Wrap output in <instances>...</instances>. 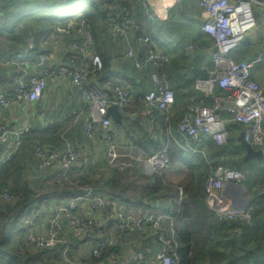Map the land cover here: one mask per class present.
I'll use <instances>...</instances> for the list:
<instances>
[{
    "label": "built area",
    "instance_id": "1",
    "mask_svg": "<svg viewBox=\"0 0 264 264\" xmlns=\"http://www.w3.org/2000/svg\"><path fill=\"white\" fill-rule=\"evenodd\" d=\"M6 0H0V8ZM261 7L264 3L258 0H201V16L203 20L202 31L211 39L212 63L214 70L209 72L207 79L196 77L195 89L204 96L192 97L189 108L176 124L172 116L167 114L176 103L175 91L162 80L158 73L151 76L152 89L145 95L146 106L166 112L164 123L167 126L168 138L178 134L182 141L177 146L188 155L207 154L208 141H213L219 147L226 146L231 137L229 123H238L245 127L244 139L255 149L264 151V85L252 77V70L258 63H264V51L252 61H240L233 57V52L246 40L247 33L256 25V16L252 3ZM109 9L120 10L114 2L106 4ZM146 9V5H144ZM147 10V9H146ZM146 16L154 20L147 10ZM121 22L116 24L119 34L127 37L134 34L140 45V52L135 53L129 49L127 56L132 59L137 68L148 65L154 68L170 61V57L160 53L150 36H139V26L134 14L128 9L120 10ZM264 27V19H263ZM77 29L83 33V42H74L72 56L67 62L53 68L48 65L49 56L40 54L36 59L29 60L30 50L34 48L33 40L29 42L28 49L18 53L7 60L0 59V68L12 66L17 70L13 77L1 80L0 75V118L3 113L12 107L18 108L23 104L33 106L43 100L49 84L59 81H70L77 88L82 100L81 113L89 112L85 134L90 141L97 139L98 128L100 135L101 159L109 165H115L120 159L132 157L143 173L152 175L163 172L169 165V145L171 140L159 151L145 155L140 150L137 154H122L114 136L111 133L113 120L107 115L108 108L116 104L118 109L126 115L133 99L130 88L120 82H105L102 84L97 73L103 69V61L99 55L90 57L93 45V36L86 27L85 21L81 25L70 19L64 26L57 25L53 38L71 33ZM189 50L199 49L198 45H190ZM79 54V55H78ZM75 55L76 57H73ZM78 59V60H77ZM216 88L224 94L215 95ZM206 97L212 101L208 104ZM228 111L230 119L225 117ZM127 116V115H126ZM33 129L31 123L10 126L0 119V143L11 142L12 148L3 159L7 163L11 156L22 146L25 136ZM64 148L55 147L35 149L41 168L49 169L50 178L57 185L71 184L77 177V165L88 164L89 152L80 153L78 148L67 138H63ZM136 155V156H134ZM246 176L242 170L224 164L210 165V174L205 180V203L209 210L214 211L222 219H240L249 224L253 220L256 204L249 201L245 211H242V200L238 195L228 199L223 190L230 184L244 185ZM92 188L86 189L83 195L64 200H51L44 202L41 207L35 205L29 208L24 218L19 222L17 238L32 249H50L61 255L64 264H84L81 259H74V247L61 238L63 226L72 223L77 226L78 232L85 231L82 239L92 245L95 258H101L103 252L113 244L111 239H102L100 236H91L90 228H109L121 236H130L135 233L154 235L158 243V250L153 257L148 258L144 252L135 247L130 253L135 264H182L178 253L182 243L178 236L175 218L170 213L159 212L160 205L142 206L135 210L128 208L127 204L111 196L94 194ZM184 191L179 189L178 203H182ZM0 201L11 204L16 197L8 190H0ZM90 210V214L87 213ZM84 215L85 219H82ZM92 218L90 219V216ZM82 225V227H80ZM81 239V238H80ZM79 239V241H80ZM81 239V240H82ZM108 264H120V259L109 257ZM124 264V262H121Z\"/></svg>",
    "mask_w": 264,
    "mask_h": 264
},
{
    "label": "crops",
    "instance_id": "2",
    "mask_svg": "<svg viewBox=\"0 0 264 264\" xmlns=\"http://www.w3.org/2000/svg\"><path fill=\"white\" fill-rule=\"evenodd\" d=\"M258 1L264 3V0ZM138 2L143 16L153 25L150 37L154 41L157 50L163 55L169 56L170 61L162 63L157 68L151 65L141 69L137 68L134 61L127 56L130 48L135 53L140 52L137 37L134 34H129L127 37L119 34L115 28L119 22H115L111 18L104 21L99 19V32L103 36L105 50L110 56L111 70L119 75L106 82H120L130 88L133 94V99L128 106L130 112L128 114L125 112L127 116L121 125L113 121L111 133L114 136L118 150L122 154H137L138 150H141L143 154L146 153L137 143L143 130L150 131L152 138L159 140L163 147L168 140H171L170 143H173L178 150L183 151L177 146L176 141H182L178 134H174L176 141L174 138H168L167 136V126L163 120L166 112L156 111L146 106L145 95L152 89V74L158 73L160 78L166 81L175 91L176 103L169 109L167 114L172 116V122L176 123L189 108L190 98L204 96L194 86L195 78L199 76L192 73L194 68L207 69L208 72L214 70L212 63L213 43L202 31L201 0H138ZM144 5H146V9L152 14L154 20H149L146 16L147 10ZM123 8L125 7L122 6L119 9L122 10ZM261 8L264 9V7ZM261 8L257 14L258 19L261 20V27L259 31H250V36L246 37L248 38L247 42L242 43L233 52L232 55L236 60L252 61L264 51V10ZM60 24L65 25V23ZM70 32L60 35L57 39L53 38V34L50 36L52 52L48 54V65L52 69L66 63L67 59L72 56L73 43L83 42L85 38L83 33L75 32V29ZM190 45H198L199 49L189 50ZM26 49L16 53H21ZM94 53L91 51L90 57ZM11 56L12 54L7 57ZM15 72L17 71L12 66L0 68V75L5 76L4 78L13 77L12 74ZM252 77L258 83L264 85V63L255 65L252 70ZM221 94H224V91L216 88L215 95ZM206 98L207 103L211 104L212 100L209 97ZM81 107L82 100L77 88L70 81H59L57 84H49L45 96L40 102L31 107L23 104L18 110L16 107H12L2 114L0 119L3 122L6 121L12 127L24 123H31L33 127L32 134L26 136L24 144L11 156V161H15L16 168L9 182L10 189L15 190L25 184L30 188L33 184L39 187L33 192H38L50 183L49 170L40 167L39 159L35 154V145L40 140L50 146L60 144L63 142L61 135L64 132L66 134L63 137L68 136L72 139L81 153L89 152L91 154L92 164L89 168L93 172V176L100 179L98 165H100L99 163L102 166L106 165L102 162L104 159H101L100 155L101 144L99 141L102 130L98 128L97 139L92 141L88 139L85 129L90 114L89 112L81 113ZM224 113L225 117L230 119L229 112L226 110ZM229 128L232 142L237 148L232 147L230 151L225 152L213 141H208L209 151L207 154L188 155L183 151L184 154L191 158L193 164L202 170L203 180L209 174L208 167L216 162L225 165L232 164L229 166L238 165L243 170L246 168L249 176L254 174L256 177L263 179L264 182V160L260 162L257 159H251L244 162L246 150L243 146L237 144V138L244 126L230 122ZM11 148L12 144L8 140L0 143V170L6 164H3V159ZM130 158L132 161L133 158ZM126 159L124 158V162L128 161ZM133 162L136 164L135 160ZM95 164L98 168H94ZM108 172L109 170H107ZM172 178L177 179L179 175H174ZM244 187L246 189L247 186L244 185ZM228 190L229 187H226L223 194L232 200L233 194H229ZM246 192L249 201L256 204L255 212L259 210L255 214L253 223L248 224L238 219H230L227 224L223 225V219L213 211L214 243L208 250L206 259L199 264H264V187L253 184L250 188L247 187ZM260 202H263V204H260ZM159 212L164 213L165 211L163 212V209H160ZM95 236H100L104 240L106 238L113 240V244L107 249H117L116 253L113 252L108 255L100 264H108L107 259L109 257H116L124 264H135L130 253L132 246L138 251L144 252L148 258L153 257L158 250V243L154 235L135 233L123 237L109 228H102ZM15 238L17 239V236ZM15 245L18 244L15 243ZM77 246H73L72 256L74 259L89 261L95 258L90 242L80 246L81 252H78L79 248L77 249ZM55 254L59 255L58 253ZM59 256L62 258L61 255ZM11 259L10 257L0 258V264H8Z\"/></svg>",
    "mask_w": 264,
    "mask_h": 264
},
{
    "label": "trees",
    "instance_id": "3",
    "mask_svg": "<svg viewBox=\"0 0 264 264\" xmlns=\"http://www.w3.org/2000/svg\"><path fill=\"white\" fill-rule=\"evenodd\" d=\"M47 1L6 0L4 7H1L0 33L2 34L3 32L14 34L17 24L29 16H33L39 24V32L33 37L34 48L30 50L29 60L36 59L40 54L48 55L52 52L50 36L56 32L58 24L67 23L68 19H75L81 25V20H84L94 39V45L90 51L99 55L103 61V69L97 73L98 79L105 83L107 80L119 76L111 70L110 56L105 50L103 36L99 32V19L104 21L111 18L115 22H121L120 10L109 9L106 6V4L112 5L114 2L118 9L124 6L134 14L140 27L137 32L139 36H151L153 25L143 16L138 0H62L57 5H52ZM22 2L24 5H20ZM64 15L66 16L63 17ZM73 57L76 56L73 55ZM4 77L1 76L2 81L5 80ZM125 112L128 114L130 109L127 108ZM135 122L139 125L137 121ZM31 134L32 130L27 135ZM65 134V132L62 133L61 140L67 138L73 143L68 136L63 137ZM141 135L137 143L146 152L145 155H151L163 147L159 140L152 138L150 131L143 130ZM38 147L63 149L64 141L50 146L40 140L35 145V149ZM232 147L237 148L232 142V137H230L228 144L220 148L228 152ZM168 152L169 165L161 173L145 174L136 167L133 160L129 159L125 163L118 162L115 165L107 163L109 172L100 179L77 176L71 184L57 185L51 178L50 183L38 192H33L27 184L15 190L10 189L9 182L16 168L15 161L10 159L0 170V190L8 189L16 197V201L9 205L0 201V258H12L8 264H62L57 261V257L60 256L53 253V250L32 249L25 246L18 238L16 239L19 222L24 218L26 211L35 205L41 207L44 202L51 200H64L81 196L86 191L85 189L92 188L94 194L114 197L127 204L129 209L138 210L142 206L159 204L163 212L170 213L175 218L178 236L182 243L178 250L181 263L199 264L206 259L208 250L214 243L212 226L214 212L207 208L204 193V184L210 174V166L208 167L209 174L203 180L202 170L195 166L192 159L186 156L183 151L178 150L173 143H170ZM215 164L223 163L215 162L212 165ZM231 167L240 169L245 174L241 166L233 165ZM174 175H179V178L173 179L172 176ZM92 179L95 180L92 181ZM180 188L184 191L182 203L177 202ZM257 212H253V220ZM228 220L223 219V223H221L225 225ZM101 229L98 227L90 228L91 236L99 233ZM116 250V248L106 249L101 258H93L83 262L84 264H100Z\"/></svg>",
    "mask_w": 264,
    "mask_h": 264
},
{
    "label": "rangeland",
    "instance_id": "4",
    "mask_svg": "<svg viewBox=\"0 0 264 264\" xmlns=\"http://www.w3.org/2000/svg\"><path fill=\"white\" fill-rule=\"evenodd\" d=\"M61 1L62 0H48L47 2H50L52 5H57V4L61 3ZM20 5H24V2H22V4H20ZM260 8L261 7L256 2L252 3V9H253L254 13L256 14V17H257V14H258ZM261 9H263V8H261ZM0 11H2V8L0 9ZM15 12H18V11H15ZM66 15H64L63 17H65ZM260 27H261V20L258 19V17H257V26L251 32L259 31ZM38 32H39V24L36 22V20L33 18V16H29L28 18L24 19L19 24H17L14 34H11L8 32H3V34L0 33V59L1 60L8 59L9 57H7V56H9L11 54H12V56H14V55H16V52H20L21 50L27 48L30 40L31 39L33 40V37ZM251 32L247 33L246 37H249ZM247 40H248V38H246L245 42H247ZM243 44H245V43H243ZM4 57H7V58H4ZM127 155L129 156V153H127ZM134 156H136V155H134ZM87 157H88L89 165L86 164V165H84V167H82V165H80V166L77 165L76 166L77 169L75 170V173L77 176L95 177V176H93V172H91V170L89 168V166L92 164L91 154H89V156H87ZM127 159L131 160L130 157ZM203 161H204V159H203ZM102 162H104L106 165L102 166L101 163H99L100 164V165H98L99 168L97 167V164L94 165V168H98V173H100L101 177L103 175H106L107 170H109V167L107 165L108 162L105 160ZM119 162L125 163L126 161L124 162V159H120ZM229 165H232V164H229ZM43 169H47V168H43ZM244 172L246 174L245 175L246 181L244 182L245 186L250 188V186L254 184L257 186L262 185V187H264L263 186L264 185L263 179H261L260 177H256L254 174L249 176L246 168L244 169ZM49 175H50V173H49ZM93 180H95V179H92V181ZM247 187H246V189H247ZM37 188L39 189V187H37L33 184L30 187V189L32 191L37 189ZM87 189H89V188H87ZM260 204H263V202H260ZM87 213L90 214L89 209H87ZM89 216L91 219L92 216L91 215H89ZM82 219H85L84 215H82ZM80 227H82V225ZM78 229L79 228L77 226H72V223H68L67 225H64L63 231L61 232V238L72 246L78 245L80 243L83 244L87 239V238L82 239V236L85 235V231L84 232L83 231L78 232ZM79 239H80V241H79ZM48 258H49V256H48ZM48 258L46 257L47 260L50 259V258L49 259ZM61 260H63V259L60 257H57V261H60V263H61Z\"/></svg>",
    "mask_w": 264,
    "mask_h": 264
},
{
    "label": "water",
    "instance_id": "5",
    "mask_svg": "<svg viewBox=\"0 0 264 264\" xmlns=\"http://www.w3.org/2000/svg\"><path fill=\"white\" fill-rule=\"evenodd\" d=\"M214 50L215 48H212V51ZM192 73L202 79H207L209 77V72L207 69L194 68L192 70ZM107 115L111 117L115 123L119 124H122L126 117V115L118 109V106L116 104H113L108 108ZM244 132L245 127L242 129L239 137L237 138V144L243 146L246 150L244 162H248L251 159H257L258 161L262 162L264 160V151L262 149H255L250 143L246 142L244 139ZM227 187H229V194H235L240 197V199L242 200V211H245L248 204V194L244 185L230 183Z\"/></svg>",
    "mask_w": 264,
    "mask_h": 264
}]
</instances>
